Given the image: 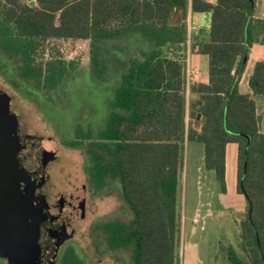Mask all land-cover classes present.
Listing matches in <instances>:
<instances>
[{
	"label": "trees",
	"instance_id": "16d2710c",
	"mask_svg": "<svg viewBox=\"0 0 264 264\" xmlns=\"http://www.w3.org/2000/svg\"><path fill=\"white\" fill-rule=\"evenodd\" d=\"M255 4L0 0V50L15 62L14 80L31 100L37 101L38 91L62 87L78 69L73 59L46 53L47 42L88 41L90 75L101 83L117 78L104 127L78 125L63 143L83 151L94 195L119 185L133 216L109 218L93 229L106 249L126 253L129 264L178 263L180 184L192 141L204 145V167L217 173L223 192L226 148L238 144V190L248 210L240 221L243 252L229 245L226 255L231 264H264V132L253 98L264 96V60L250 76L252 95L239 87L250 48L264 34V19L254 18ZM189 5L193 12L211 13V25L191 46L209 56V84L191 85L198 98L188 105L183 51ZM178 11L182 20L174 22ZM187 111L191 119L201 114V129L187 126ZM82 261L69 246L61 264Z\"/></svg>",
	"mask_w": 264,
	"mask_h": 264
},
{
	"label": "rangeland",
	"instance_id": "374dc122",
	"mask_svg": "<svg viewBox=\"0 0 264 264\" xmlns=\"http://www.w3.org/2000/svg\"><path fill=\"white\" fill-rule=\"evenodd\" d=\"M257 2L261 4L262 0ZM258 12L259 6L255 9V16ZM44 47L46 53L53 56L73 59L78 63V69L73 78L64 83V87L35 93L37 101L31 100L25 87H17L14 80L15 62L10 61L0 50V96L4 98H0V101L6 102L9 111L16 115L21 133L38 140L37 145L22 152V158L32 170L46 163V182L41 189V197L49 209L66 223L70 234L75 235L67 244L76 246L74 248L83 259V264H129L126 253L114 254L106 249L93 229L95 224L109 218L128 220L133 216L122 199L119 185L114 184L103 193L94 195L86 175V157L83 151L72 149L63 143V140L74 137V130L78 125L85 128L93 126L97 130L104 127L109 101L113 95L112 88L117 85V78L113 76L108 82L101 83L90 75L88 41L47 42ZM263 52L262 45L250 49L245 69L248 76L253 72L256 57L264 60ZM246 85L243 84L242 88L249 91ZM257 100L259 105H264V97H257ZM203 146L201 142H192L189 147L190 155L188 151L185 155L184 176L180 184V211L183 209L184 199L188 209L197 202L200 191L198 178L201 177L213 191L220 189L215 171L204 167L202 174L197 169V148ZM188 167L193 174L187 179ZM213 209V215L206 217L204 224L202 223L203 231L199 228L195 236L189 241L186 239L184 243L179 239L177 264H231L226 255L229 245H233L242 254V214L224 211L222 218L217 207ZM182 220L183 214L180 226ZM0 264L9 263L0 255Z\"/></svg>",
	"mask_w": 264,
	"mask_h": 264
},
{
	"label": "water",
	"instance_id": "95a60500",
	"mask_svg": "<svg viewBox=\"0 0 264 264\" xmlns=\"http://www.w3.org/2000/svg\"><path fill=\"white\" fill-rule=\"evenodd\" d=\"M8 107L0 101V255L9 264H55L61 240L66 238H57L45 251L38 242L40 221L47 216L44 209H48L41 197L46 163L37 173L22 165L19 151L38 140L20 136L19 121Z\"/></svg>",
	"mask_w": 264,
	"mask_h": 264
},
{
	"label": "crops",
	"instance_id": "0c3cea01",
	"mask_svg": "<svg viewBox=\"0 0 264 264\" xmlns=\"http://www.w3.org/2000/svg\"><path fill=\"white\" fill-rule=\"evenodd\" d=\"M210 1L212 3H217V0H210ZM257 1L258 0H256L255 9L259 6V12L258 15L255 16V9H254V18L264 19V0H262L261 4H259ZM181 20H182V12L178 11L174 14L173 21L180 22ZM186 21H187V28L189 33V43L183 52L186 53L185 75L188 84L187 102L189 105L190 102L198 98V95L192 92L189 87L193 84H198V83H204L205 85L209 84V68H210L209 56L203 53H198L196 50H193L191 46L195 42V39L200 38L201 36H204L206 33H208L211 25V13L193 12L191 6L189 5L187 10ZM260 40H261L260 42L254 43V45L250 49L254 48L257 45L264 46V34L261 35ZM145 47L146 46H144V48ZM261 60L263 59L256 57V63ZM245 69L241 76L239 87L241 92L252 95L251 92L252 90L249 85V79L251 75L248 76V74H246L245 72ZM243 84L248 85L249 91L243 90L242 88ZM257 97H264V96L261 95L253 96L254 100L257 103V111H258L257 114L261 118L260 127L262 132H264V105L258 104ZM198 115L196 119H191L187 111V117H186L187 126L197 127L198 129H201L202 124L200 121L202 116L198 118ZM192 142H188L186 145V153L188 151L189 155H190L189 147H190V143ZM197 150H198L197 156L199 157V163L197 169L199 172L203 174L204 155H205L204 146L203 148L202 147L197 148ZM238 156H239L238 144L229 143L226 148V156H225L226 176H227L226 192H223L221 189H219L217 192L213 191L211 187H209L207 184L203 182L201 177L200 178L197 177L198 178L197 184L200 189L197 202H195L194 205L192 204L191 206H189V209L187 207L186 200L184 199L182 202L183 209L181 211V214H183V220L181 221V226H180V240L183 241V243L184 241H186V239H188L189 241L191 237L195 236L199 228L202 231L204 230V225H203L204 220L206 219V217L213 215L214 207L215 208L217 207L220 216L222 218L224 217V213H225L224 211H230L235 215L237 214L243 215L247 213L248 206L245 200L246 199L245 195L240 193L238 190V178H239ZM192 174L193 172L188 167L187 179L190 176L192 177ZM215 198L217 203L215 201Z\"/></svg>",
	"mask_w": 264,
	"mask_h": 264
},
{
	"label": "flooded vegetation",
	"instance_id": "af4514ba",
	"mask_svg": "<svg viewBox=\"0 0 264 264\" xmlns=\"http://www.w3.org/2000/svg\"><path fill=\"white\" fill-rule=\"evenodd\" d=\"M20 136H29V135L22 134L20 131ZM34 144L33 145L32 144L27 145L25 148H22L18 154L22 165L31 173H37L41 167V164L37 169H33V170L29 169L28 166H26V163L24 162L21 154L23 151H26L28 148L31 149V147L34 146ZM35 145H37V144H35ZM44 157L46 158V156H44ZM42 187H41V189H42ZM44 211H47V216L43 220L40 221V238L38 239V242L41 245V249L45 251V250L50 248V246L53 244V242L55 240H57V238H59V237L66 238L64 240H61V243L59 246V251H58V254L55 258V264H61V260L63 258V254H64L65 250L69 246L73 247V248L76 247L74 245L72 246L70 244L69 245L67 244L69 240L71 241L72 239H74L75 235L70 234V232L68 231L66 223L60 218V216L58 214L51 211L49 209V207L47 210L44 209ZM69 234L72 236L67 237V235H69ZM76 251H77V249H76Z\"/></svg>",
	"mask_w": 264,
	"mask_h": 264
}]
</instances>
